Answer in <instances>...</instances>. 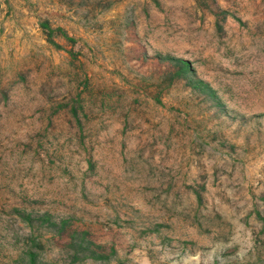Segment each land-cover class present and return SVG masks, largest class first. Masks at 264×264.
Segmentation results:
<instances>
[{
    "label": "rangeland",
    "instance_id": "rangeland-1",
    "mask_svg": "<svg viewBox=\"0 0 264 264\" xmlns=\"http://www.w3.org/2000/svg\"><path fill=\"white\" fill-rule=\"evenodd\" d=\"M0 264H264V0H0Z\"/></svg>",
    "mask_w": 264,
    "mask_h": 264
},
{
    "label": "trees",
    "instance_id": "trees-1",
    "mask_svg": "<svg viewBox=\"0 0 264 264\" xmlns=\"http://www.w3.org/2000/svg\"><path fill=\"white\" fill-rule=\"evenodd\" d=\"M186 67H188V65H187V64H184L183 70H184Z\"/></svg>",
    "mask_w": 264,
    "mask_h": 264
}]
</instances>
